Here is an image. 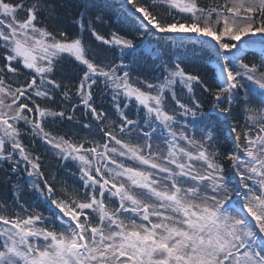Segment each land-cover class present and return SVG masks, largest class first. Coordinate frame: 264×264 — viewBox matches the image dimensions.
<instances>
[{
	"label": "snow or ice",
	"instance_id": "obj_1",
	"mask_svg": "<svg viewBox=\"0 0 264 264\" xmlns=\"http://www.w3.org/2000/svg\"><path fill=\"white\" fill-rule=\"evenodd\" d=\"M115 7L0 0V264H264V0Z\"/></svg>",
	"mask_w": 264,
	"mask_h": 264
},
{
	"label": "trees",
	"instance_id": "obj_2",
	"mask_svg": "<svg viewBox=\"0 0 264 264\" xmlns=\"http://www.w3.org/2000/svg\"><path fill=\"white\" fill-rule=\"evenodd\" d=\"M78 2H79V0H74V3H78ZM96 2L97 3H105V0H96ZM119 2H120V0H107V3L117 5V7L110 9L111 12L114 13V12L119 10L118 9ZM112 19H113V21H116L117 18L115 16H113ZM60 20H61L62 25L66 29L74 30L73 29V22H72V18L71 17L61 16ZM146 42H148V44H150V45L154 44V38H149ZM156 46H158V45H156ZM165 47H167V44L165 45ZM171 50L175 51V46H173ZM183 51L188 53V55H186L185 57L189 61H191L194 65L203 66V65L209 64L208 63L209 60H208V57L206 56L205 52L199 50L198 48H195V49L185 48ZM66 74L69 75V76L72 75V72H71L70 68L66 69ZM60 175L62 177H64L65 179L69 178L66 172L65 173H60Z\"/></svg>",
	"mask_w": 264,
	"mask_h": 264
}]
</instances>
